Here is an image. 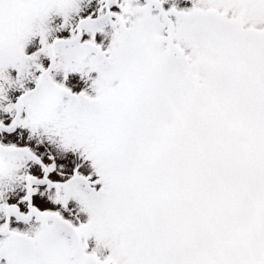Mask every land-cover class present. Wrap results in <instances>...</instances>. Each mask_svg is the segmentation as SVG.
Instances as JSON below:
<instances>
[{
    "label": "snow or ice",
    "instance_id": "6c2138e0",
    "mask_svg": "<svg viewBox=\"0 0 264 264\" xmlns=\"http://www.w3.org/2000/svg\"><path fill=\"white\" fill-rule=\"evenodd\" d=\"M0 264H264V0H0Z\"/></svg>",
    "mask_w": 264,
    "mask_h": 264
}]
</instances>
